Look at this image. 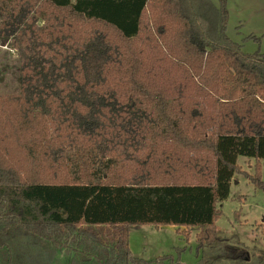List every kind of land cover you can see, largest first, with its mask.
I'll return each mask as SVG.
<instances>
[{"label": "trees", "instance_id": "1", "mask_svg": "<svg viewBox=\"0 0 264 264\" xmlns=\"http://www.w3.org/2000/svg\"><path fill=\"white\" fill-rule=\"evenodd\" d=\"M225 0H0V262L146 264L132 228H194L199 264H264L216 227L240 156L264 160V53ZM264 241V228H263Z\"/></svg>", "mask_w": 264, "mask_h": 264}, {"label": "rangeland", "instance_id": "2", "mask_svg": "<svg viewBox=\"0 0 264 264\" xmlns=\"http://www.w3.org/2000/svg\"><path fill=\"white\" fill-rule=\"evenodd\" d=\"M218 6L220 0H211ZM228 11L226 34L239 43L246 53H264V0H225ZM19 90V61L9 40L0 38V93L11 94ZM240 168L253 175L256 167L264 182V160L240 156ZM216 227L226 238L238 239L251 249L262 247L264 228V191L254 187L244 174H235L229 195L221 205ZM194 228L163 225H143L132 228L129 247L134 256L146 264H199ZM63 255V254H62ZM0 264H2L0 262ZM52 264H67V258L57 254Z\"/></svg>", "mask_w": 264, "mask_h": 264}, {"label": "crops", "instance_id": "3", "mask_svg": "<svg viewBox=\"0 0 264 264\" xmlns=\"http://www.w3.org/2000/svg\"><path fill=\"white\" fill-rule=\"evenodd\" d=\"M160 227L161 226H156V228H160ZM129 235H130V233H129ZM57 254H60L63 257L62 253H57Z\"/></svg>", "mask_w": 264, "mask_h": 264}]
</instances>
